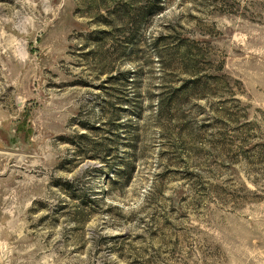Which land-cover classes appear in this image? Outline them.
I'll use <instances>...</instances> for the list:
<instances>
[{"label":"rangeland","instance_id":"obj_1","mask_svg":"<svg viewBox=\"0 0 264 264\" xmlns=\"http://www.w3.org/2000/svg\"><path fill=\"white\" fill-rule=\"evenodd\" d=\"M0 264H264V0H0Z\"/></svg>","mask_w":264,"mask_h":264}]
</instances>
